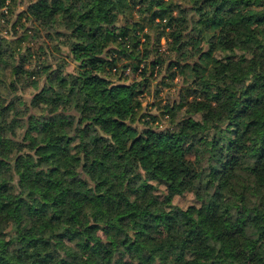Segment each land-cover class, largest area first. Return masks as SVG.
Wrapping results in <instances>:
<instances>
[{
	"label": "trees",
	"instance_id": "trees-1",
	"mask_svg": "<svg viewBox=\"0 0 264 264\" xmlns=\"http://www.w3.org/2000/svg\"><path fill=\"white\" fill-rule=\"evenodd\" d=\"M18 2L0 0V264H264V0ZM41 30L56 42L23 45ZM165 69L186 85L154 112Z\"/></svg>",
	"mask_w": 264,
	"mask_h": 264
},
{
	"label": "rangeland",
	"instance_id": "rangeland-1",
	"mask_svg": "<svg viewBox=\"0 0 264 264\" xmlns=\"http://www.w3.org/2000/svg\"><path fill=\"white\" fill-rule=\"evenodd\" d=\"M17 9L16 12L18 13L20 9H23L25 6H27V0H19V2L17 3ZM16 12H14L16 14ZM4 18H0V26H2V33L5 34L6 36H11V31L9 30V28L6 27V24L3 25L4 23ZM11 20H14L13 17H11L9 19V23H12ZM1 30V29H0ZM8 30L10 32H8ZM37 38H30L28 40H25V42L23 43L24 46H28L31 45L33 48H31V50H37L40 51L41 50V46L44 45L45 43L49 42L50 44H54L56 41L51 39V35H48L45 33V30H41V33L37 35ZM161 42L164 44L166 43L165 38H162ZM169 54V53H168ZM50 60H53V58H50ZM74 65L75 64H71L68 67V70H73L74 69ZM1 71V76L4 80H8L7 77L10 75V69L8 66L6 67H2L0 69ZM172 71V70H171ZM169 72L165 70L161 72H157L153 77H152V85H151V91L147 93L145 99H144V104L145 106H148V108L152 109V111L154 112H159L157 111V109L153 108V103H160L161 105H165V104H169L171 105H177L181 98H182V92L181 89L183 86L186 85V83L183 81V78L180 77H175L174 81H171L168 77H166V75ZM128 74V73H127ZM129 75V80H133L135 74H133L132 72ZM169 82L168 84L164 83ZM156 89H159V97L156 98V94L155 91ZM36 88L32 87V86H26L23 90V94L25 96H29L32 93H36ZM188 108L185 106L182 108L181 112L178 115V118H180V116H182L184 114V112L187 110ZM251 117L255 120L258 121V119H260V116L254 112ZM166 119L168 118V115L163 117L162 120L159 119L157 124L160 125V127H164L168 125V121ZM160 191H163V188L160 187ZM176 202H178L179 204H181L184 207H188L189 205H191L192 203H196V201H194L193 199V195L191 193H187L185 195L182 196H178L176 197ZM205 217H206V210H202L201 211V219L203 221H205ZM230 228V225H225L224 228L222 229L223 231H228V229ZM161 234H164L165 232V225L163 224V226L160 229Z\"/></svg>",
	"mask_w": 264,
	"mask_h": 264
}]
</instances>
